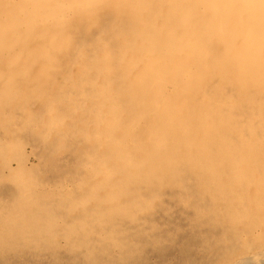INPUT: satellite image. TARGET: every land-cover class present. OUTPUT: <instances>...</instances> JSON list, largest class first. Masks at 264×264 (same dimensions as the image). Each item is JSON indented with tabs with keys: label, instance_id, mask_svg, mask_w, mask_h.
<instances>
[{
	"label": "rangeland",
	"instance_id": "374dc122",
	"mask_svg": "<svg viewBox=\"0 0 264 264\" xmlns=\"http://www.w3.org/2000/svg\"><path fill=\"white\" fill-rule=\"evenodd\" d=\"M17 1L0 0V264H264V208L226 192L243 190L233 173L217 174L225 187L214 194L213 181L198 189L178 165L165 174L175 140L158 148L144 138L152 115L142 97L157 102L159 93L131 80L143 66L139 37L168 27L188 45L207 18L203 2L216 3L224 21L236 5L197 0L187 18L191 0H160L155 19L135 24L125 0ZM74 16L89 20L85 30ZM213 31L210 52L224 35ZM174 108L182 113L183 100Z\"/></svg>",
	"mask_w": 264,
	"mask_h": 264
},
{
	"label": "bare ground",
	"instance_id": "6f19581e",
	"mask_svg": "<svg viewBox=\"0 0 264 264\" xmlns=\"http://www.w3.org/2000/svg\"><path fill=\"white\" fill-rule=\"evenodd\" d=\"M25 1L27 0H19L15 5L23 4ZM39 1L41 0L36 2ZM48 1L53 5H57V1L64 3V0ZM85 1L75 0L88 7V2L83 4ZM125 1L135 6V24H140L145 16L155 19L154 15L160 4V0ZM196 1L191 0L186 11L187 18L195 17L192 13L198 5V3L195 5ZM222 1L236 5L229 9L230 18L224 21L219 11H216L217 5L213 1L203 2L207 18L196 27V32L188 45L181 40L171 39L168 27L159 35L160 37H156L155 33L139 37V44L144 50V55L141 56L143 66L135 71L131 80L140 89L148 86L155 91L154 93H159L157 102H151L148 93L143 94L142 103L149 105L152 115L151 122L145 128L144 138L145 143H151L158 148L159 145L175 140L174 154L172 150L164 152L171 163L168 167H162L165 174L179 170L178 165L180 173L186 176L185 181L189 182V179L193 178L198 189L199 184L205 179L213 181L214 185L209 186L208 190L214 194L225 187V182H219L217 174L233 173L232 180L243 190L234 192L233 187L228 186L225 188L226 192H230L231 197L240 204L246 203L248 199L257 208H264V0H241L240 3L239 0ZM147 4L150 5L146 6ZM110 7H113V2ZM48 11L49 9L46 10ZM97 11L91 15L92 24L99 19ZM173 11V7L170 6L169 13ZM74 17L76 20L83 18ZM25 20L24 18L23 22ZM87 21L89 20L86 18L79 19L76 30H85L88 26ZM112 24L116 26V22ZM213 29L221 31L224 35L216 45L215 51L210 52L208 46L211 40L215 39ZM126 42L127 40L125 44ZM112 49V44L106 41L107 56L111 55ZM144 66L150 67L151 71H145ZM172 97L173 101L169 103ZM182 100L184 110L181 113L174 105ZM123 122L117 128V132H122ZM152 123L156 124L161 134L155 136L152 133L150 130ZM135 134L134 131L131 132L132 140L136 138ZM220 141L231 143L229 151H223L215 145ZM131 142L137 143L135 140ZM137 151L144 155L147 148L141 146ZM221 154H227L230 158L226 164L215 159ZM206 175L209 177L206 178ZM247 188L251 190L250 195L246 192ZM246 194L248 196H245ZM248 215L251 217L253 211Z\"/></svg>",
	"mask_w": 264,
	"mask_h": 264
}]
</instances>
